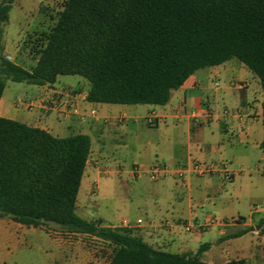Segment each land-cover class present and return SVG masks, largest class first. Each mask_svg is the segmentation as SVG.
I'll list each match as a JSON object with an SVG mask.
<instances>
[{
    "label": "crops",
    "instance_id": "crops-1",
    "mask_svg": "<svg viewBox=\"0 0 264 264\" xmlns=\"http://www.w3.org/2000/svg\"><path fill=\"white\" fill-rule=\"evenodd\" d=\"M3 47L8 54L5 32ZM7 82L1 118L59 138H91L76 203L82 219L133 229L158 251L195 254L208 245L201 256L207 264H264L263 90L238 59L197 70L164 106L71 99L67 112L59 77L52 85H35L40 89L27 102L8 92ZM195 161L225 164L230 177L219 169L196 176ZM155 163L171 172L151 181L148 172ZM180 166L187 168L184 181L175 173ZM117 191L128 202V215L114 223L93 217L91 210L99 207L95 199ZM0 232L7 238L0 245V264H109L114 251L95 236L11 220L0 219Z\"/></svg>",
    "mask_w": 264,
    "mask_h": 264
},
{
    "label": "trees",
    "instance_id": "trees-1",
    "mask_svg": "<svg viewBox=\"0 0 264 264\" xmlns=\"http://www.w3.org/2000/svg\"><path fill=\"white\" fill-rule=\"evenodd\" d=\"M15 1L0 0V100L7 81L80 76L91 103L164 106L197 70L236 58L260 80L264 127V0H66L31 69L3 54ZM90 153L88 135L59 138L0 117V219L95 236L114 246L109 264H207L208 245L158 251L133 229L78 216Z\"/></svg>",
    "mask_w": 264,
    "mask_h": 264
},
{
    "label": "rangeland",
    "instance_id": "rangeland-1",
    "mask_svg": "<svg viewBox=\"0 0 264 264\" xmlns=\"http://www.w3.org/2000/svg\"><path fill=\"white\" fill-rule=\"evenodd\" d=\"M65 1L16 0L9 13V22L5 26L6 45L9 52L4 56H9L12 61L31 69L36 64L38 53L45 43L47 34L56 24ZM59 79L61 99H64L65 103L71 102V99H87L90 83L86 79L80 76H59ZM39 89L27 83L7 82V91L13 93L15 97L21 96L25 102L31 100ZM65 103L63 108L67 112L71 111V103ZM113 179L116 180L115 177ZM95 200L99 203V207L91 210L93 217L99 216L105 221L114 223L117 218L128 215V202L120 191L111 197L100 195ZM3 220L9 221V219ZM48 228L60 229L56 225H49ZM6 239L0 232V245L6 242ZM96 246L98 248L97 244ZM105 256L110 258L111 251L108 250Z\"/></svg>",
    "mask_w": 264,
    "mask_h": 264
},
{
    "label": "built area",
    "instance_id": "built-area-1",
    "mask_svg": "<svg viewBox=\"0 0 264 264\" xmlns=\"http://www.w3.org/2000/svg\"><path fill=\"white\" fill-rule=\"evenodd\" d=\"M7 59L12 61V58L9 56H7ZM218 169L223 171L226 174L227 178L230 177V173L225 169V164H222L221 167H217V165L213 163H203V162L195 161L193 162L191 166V172L195 174L196 176L211 175L213 172H215ZM170 172H171V168L168 165L162 164V163H155L154 165L151 166L148 172V177L151 181H157V180H160L166 177ZM186 172H187V168L180 166L177 168L175 173L179 180L184 181ZM141 223H142V220L137 221V224H141ZM125 224L127 226L129 225L128 222H125ZM193 227L194 226H191V225H185L184 228L186 230H190ZM93 239L95 241H103L97 237H94Z\"/></svg>",
    "mask_w": 264,
    "mask_h": 264
}]
</instances>
